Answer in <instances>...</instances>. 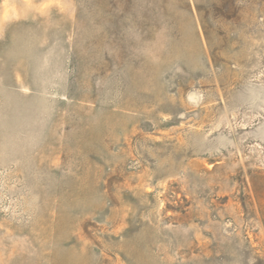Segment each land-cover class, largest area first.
<instances>
[{
  "label": "rangeland",
  "instance_id": "374dc122",
  "mask_svg": "<svg viewBox=\"0 0 264 264\" xmlns=\"http://www.w3.org/2000/svg\"><path fill=\"white\" fill-rule=\"evenodd\" d=\"M0 264H264V0H0Z\"/></svg>",
  "mask_w": 264,
  "mask_h": 264
}]
</instances>
